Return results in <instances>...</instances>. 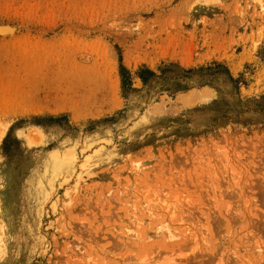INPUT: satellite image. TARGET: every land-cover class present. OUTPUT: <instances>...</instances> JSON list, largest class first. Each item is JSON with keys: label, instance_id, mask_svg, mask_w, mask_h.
<instances>
[{"label": "rangeland", "instance_id": "rangeland-1", "mask_svg": "<svg viewBox=\"0 0 264 264\" xmlns=\"http://www.w3.org/2000/svg\"><path fill=\"white\" fill-rule=\"evenodd\" d=\"M0 27V264H264V0H0Z\"/></svg>", "mask_w": 264, "mask_h": 264}, {"label": "bare ground", "instance_id": "bare-ground-1", "mask_svg": "<svg viewBox=\"0 0 264 264\" xmlns=\"http://www.w3.org/2000/svg\"><path fill=\"white\" fill-rule=\"evenodd\" d=\"M1 28V27H0ZM8 29V28H7ZM6 30V29H5ZM6 32V31H5ZM9 32H10V30H9ZM14 32V31H13ZM0 33H1V30H0ZM5 36V35H4ZM175 213V212H174ZM168 237H169V239L170 238H174V236H173V234H172V232L171 231H169V235H168ZM163 256V255H162ZM161 257V256H160ZM157 260V259H156ZM158 261V260H157ZM163 261V260H162ZM162 261H160V262H162ZM159 262V261H158ZM159 262V263H160ZM155 264H158L157 262H155ZM160 264H163V263H160Z\"/></svg>", "mask_w": 264, "mask_h": 264}]
</instances>
